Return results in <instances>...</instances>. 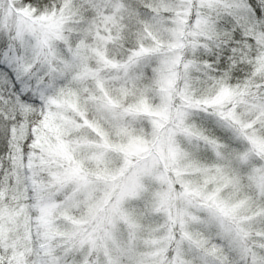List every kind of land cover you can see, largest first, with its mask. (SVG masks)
<instances>
[{"label":"snow or ice","instance_id":"6c2138e0","mask_svg":"<svg viewBox=\"0 0 264 264\" xmlns=\"http://www.w3.org/2000/svg\"><path fill=\"white\" fill-rule=\"evenodd\" d=\"M0 264H264V0H0Z\"/></svg>","mask_w":264,"mask_h":264}]
</instances>
